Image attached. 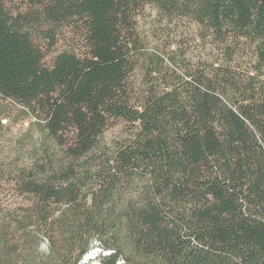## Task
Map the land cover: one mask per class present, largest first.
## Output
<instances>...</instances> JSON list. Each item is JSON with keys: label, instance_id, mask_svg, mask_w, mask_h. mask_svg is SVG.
<instances>
[{"label": "trees", "instance_id": "trees-1", "mask_svg": "<svg viewBox=\"0 0 264 264\" xmlns=\"http://www.w3.org/2000/svg\"><path fill=\"white\" fill-rule=\"evenodd\" d=\"M15 110L0 264H264V0H0Z\"/></svg>", "mask_w": 264, "mask_h": 264}, {"label": "rangeland", "instance_id": "rangeland-1", "mask_svg": "<svg viewBox=\"0 0 264 264\" xmlns=\"http://www.w3.org/2000/svg\"><path fill=\"white\" fill-rule=\"evenodd\" d=\"M28 127L29 122L21 119L19 110H15L9 119H0V154L3 158L15 154V151L20 152L24 146H28L26 143L30 134L32 135ZM91 264L98 263L93 261Z\"/></svg>", "mask_w": 264, "mask_h": 264}]
</instances>
